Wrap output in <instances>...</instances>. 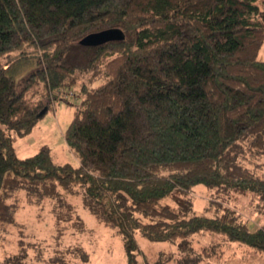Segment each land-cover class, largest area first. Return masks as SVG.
I'll return each mask as SVG.
<instances>
[{"label":"trees","instance_id":"1","mask_svg":"<svg viewBox=\"0 0 264 264\" xmlns=\"http://www.w3.org/2000/svg\"><path fill=\"white\" fill-rule=\"evenodd\" d=\"M109 28L124 38L81 43ZM263 44L264 0H0V224L15 221L18 189L54 200L68 221L66 193L121 235L127 264L145 256L139 235L177 245V264L217 254L193 247L200 233L264 255V226L225 205L237 194L264 206V174L249 164L264 156ZM29 48L36 64L18 82ZM79 86L65 132L79 166L56 164L48 146L19 157L14 140L59 90ZM202 185L214 214L194 208Z\"/></svg>","mask_w":264,"mask_h":264},{"label":"rangeland","instance_id":"2","mask_svg":"<svg viewBox=\"0 0 264 264\" xmlns=\"http://www.w3.org/2000/svg\"><path fill=\"white\" fill-rule=\"evenodd\" d=\"M29 51L31 58L23 60L27 61L26 67L19 63L14 66L17 73L13 74L18 82L35 67V51L33 48H29ZM259 59L264 60V44L260 49ZM79 90L80 86L59 90L57 98L49 103L50 107L35 127L26 135L14 140L15 151L19 157L31 156L42 146H48L56 164L79 166L77 154L65 137L74 115L75 103L81 98L80 92H77ZM0 125L5 128L4 123L0 122ZM250 161L249 164L254 170L264 174V156L260 159L251 158ZM195 188L190 195L195 210L201 212L206 205L212 207L208 212L214 214V206L210 204L214 195L203 185ZM64 196L72 206L71 211L67 210L68 221L57 218L54 200H40L34 195H27L24 189L15 192L14 197L10 199L17 202L15 221L0 224V264H12L10 261L15 259V255L24 251L20 264H62V259L66 262L64 264H127L121 235L115 229L99 222L82 203L81 196L66 193ZM225 198V205L236 210L243 220L247 221L250 229L264 226V206L259 205L258 200L237 194H230ZM138 240L145 252V256H139L141 264H154L156 259L164 260L171 253L175 258L167 264H177V245L168 241L152 242L140 235ZM192 244L197 251L207 246L208 249L211 246L217 249L215 256L200 264H264L262 252L240 242H224L220 234H197ZM83 249L88 252L86 261L78 257Z\"/></svg>","mask_w":264,"mask_h":264},{"label":"water","instance_id":"3","mask_svg":"<svg viewBox=\"0 0 264 264\" xmlns=\"http://www.w3.org/2000/svg\"><path fill=\"white\" fill-rule=\"evenodd\" d=\"M124 38V33L122 29L120 28H109L104 29L102 31L90 33L86 35L82 40L81 43L84 45H98L105 43L107 41L111 40H120ZM47 111V108H45L40 114L43 116V114Z\"/></svg>","mask_w":264,"mask_h":264}]
</instances>
